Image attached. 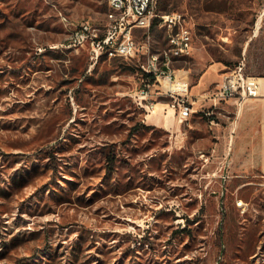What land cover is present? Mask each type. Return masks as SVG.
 <instances>
[{"label":"rangeland","instance_id":"rangeland-1","mask_svg":"<svg viewBox=\"0 0 264 264\" xmlns=\"http://www.w3.org/2000/svg\"><path fill=\"white\" fill-rule=\"evenodd\" d=\"M263 6L158 0L191 32L167 65L182 118L165 78L139 71L165 27L91 65L67 43L83 21L102 33L108 0H0V264H264ZM242 58L260 94L213 98Z\"/></svg>","mask_w":264,"mask_h":264},{"label":"built area","instance_id":"built-area-1","mask_svg":"<svg viewBox=\"0 0 264 264\" xmlns=\"http://www.w3.org/2000/svg\"><path fill=\"white\" fill-rule=\"evenodd\" d=\"M158 0H108V9L105 12V23L101 34L96 32L89 22H81L75 29L72 30L69 36L68 46L82 47L86 45L87 57L92 64L98 59L100 48L120 47V54H113V57L123 59L132 58L137 51V43L133 32L135 29H148L153 19H156L158 25L166 28L171 35V45L173 53L178 56H188L191 53V32L184 24L183 16L178 12H157ZM116 13H123V21H116ZM258 23L262 26L264 32V6L258 14ZM149 35L146 33L145 41L148 42ZM151 55L146 61L139 64L143 72L153 74L154 78L159 82V78L167 80H175L174 75L167 70L169 61L164 57L163 72H155L151 68ZM262 85V95L264 97V72ZM258 77L247 74L245 72L244 58L224 71L221 74L220 80L216 84L214 97L217 100L225 98L235 99L236 105L239 107V99L245 97H255L260 94V84ZM180 86L175 89H166L170 96L173 97L175 104L178 107V113L182 118L189 113V107L185 102L186 82H176ZM262 178L264 180V166L262 170Z\"/></svg>","mask_w":264,"mask_h":264},{"label":"bare ground","instance_id":"bare-ground-1","mask_svg":"<svg viewBox=\"0 0 264 264\" xmlns=\"http://www.w3.org/2000/svg\"><path fill=\"white\" fill-rule=\"evenodd\" d=\"M116 21H123V13H116ZM167 41H168L169 47L167 49H164L161 52L162 59H161L160 63H158V61H157L158 60L157 55H151V57H152L151 68L155 72H163L164 57H165L166 61H169V54H170L171 50H173L172 45H171V35H169V32L167 34ZM101 54H105L107 58H110L113 56V54H120V47L100 48L98 55H101ZM165 80L167 81V88H169V89H175V88L180 86L178 83H174L172 80H167V79H165ZM163 122H165V124H166V120H164ZM161 123H162V121H161Z\"/></svg>","mask_w":264,"mask_h":264},{"label":"trees","instance_id":"trees-1","mask_svg":"<svg viewBox=\"0 0 264 264\" xmlns=\"http://www.w3.org/2000/svg\"><path fill=\"white\" fill-rule=\"evenodd\" d=\"M155 22H156V18L152 20V22L150 23L149 28L150 27L152 28L154 26ZM103 56L106 57L105 54L98 55V59L100 57H103ZM139 71H140L141 75L146 79L147 83H149V84L154 83L155 78H154L153 74L143 72L141 69H139ZM140 126L143 127V128H151L152 127L149 124H141ZM135 128H138V127H134L133 129H135ZM104 155H105V162L107 164L108 171H110L111 170V163H112V155H111V153L109 151L104 152ZM109 163H110V165H109Z\"/></svg>","mask_w":264,"mask_h":264},{"label":"crops","instance_id":"crops-1","mask_svg":"<svg viewBox=\"0 0 264 264\" xmlns=\"http://www.w3.org/2000/svg\"><path fill=\"white\" fill-rule=\"evenodd\" d=\"M170 55H171V53L169 54V60H170ZM175 70H179L178 68H176V69H174V68H172V71H175ZM175 77V76H174ZM202 80H204V75L203 74H201L200 76H199V79H198V83L200 84L201 82H202ZM173 106V105H172ZM174 107V106H173ZM233 144H234V137H233Z\"/></svg>","mask_w":264,"mask_h":264}]
</instances>
